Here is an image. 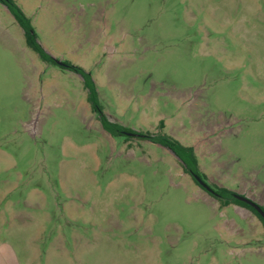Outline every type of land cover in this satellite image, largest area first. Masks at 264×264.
<instances>
[{
    "label": "rangeland",
    "instance_id": "rangeland-1",
    "mask_svg": "<svg viewBox=\"0 0 264 264\" xmlns=\"http://www.w3.org/2000/svg\"><path fill=\"white\" fill-rule=\"evenodd\" d=\"M15 1L48 54L92 75L112 123L193 147L210 186L264 207V0ZM87 97L0 3L2 232L23 256L264 264L251 210L222 208L168 148L111 136Z\"/></svg>",
    "mask_w": 264,
    "mask_h": 264
},
{
    "label": "trees",
    "instance_id": "trees-1",
    "mask_svg": "<svg viewBox=\"0 0 264 264\" xmlns=\"http://www.w3.org/2000/svg\"><path fill=\"white\" fill-rule=\"evenodd\" d=\"M0 3L6 6L9 12L13 15L17 23L23 29L27 46L32 51H34L41 58V60L49 64L56 65L61 69H67L75 72L82 77L84 87L88 92V102L91 105L92 111L97 114L98 120L100 121L103 129L106 132H108L113 137H125L126 139L137 138L139 140L149 141L168 148L181 161L184 170L191 176L193 181L199 187L205 190L194 178V176L197 175L204 182L207 183L208 181L207 176L200 170L198 158L193 147L183 145L181 142L167 135L166 133L153 134L150 132H137L116 123H112L107 118L102 106L100 105L97 87L92 78V75L82 67L74 65L68 61L63 62V64L60 65L58 63L59 60L48 54L43 46L39 43L38 36L31 19L27 17L24 11L19 7L17 2L15 0H0ZM210 187L213 189V193H210L206 190L205 191L212 197L216 198L222 208L230 205L245 207L251 210L264 225V219L255 211L254 208L235 198V195H238L237 193L225 188L213 186ZM262 209L264 210V207H262Z\"/></svg>",
    "mask_w": 264,
    "mask_h": 264
},
{
    "label": "crops",
    "instance_id": "crops-1",
    "mask_svg": "<svg viewBox=\"0 0 264 264\" xmlns=\"http://www.w3.org/2000/svg\"><path fill=\"white\" fill-rule=\"evenodd\" d=\"M12 203H10L11 205ZM9 205V204H8ZM7 205V206H8ZM2 200L0 197V264H34V260L27 254L23 256V252H19L17 246L10 240V238L3 235L2 230L10 226L12 228V216H7L2 210ZM17 218V216H13ZM33 255L41 257L42 251L36 249L33 251ZM31 258V259H30Z\"/></svg>",
    "mask_w": 264,
    "mask_h": 264
},
{
    "label": "water",
    "instance_id": "water-1",
    "mask_svg": "<svg viewBox=\"0 0 264 264\" xmlns=\"http://www.w3.org/2000/svg\"><path fill=\"white\" fill-rule=\"evenodd\" d=\"M58 63L60 65L63 64L62 61H58ZM194 178L199 183V185H201L206 191L213 193V189L206 182H204L199 176L195 175ZM235 198L254 208L255 211L264 219V210L259 204L253 202L252 200H250L249 198L243 195H235Z\"/></svg>",
    "mask_w": 264,
    "mask_h": 264
}]
</instances>
